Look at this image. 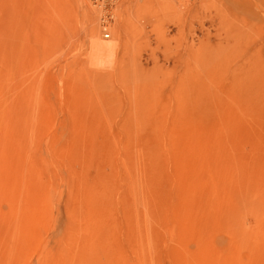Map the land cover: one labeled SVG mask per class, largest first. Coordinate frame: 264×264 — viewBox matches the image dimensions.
Instances as JSON below:
<instances>
[{
    "label": "rangeland",
    "instance_id": "1",
    "mask_svg": "<svg viewBox=\"0 0 264 264\" xmlns=\"http://www.w3.org/2000/svg\"><path fill=\"white\" fill-rule=\"evenodd\" d=\"M109 11L0 0V264H264V0Z\"/></svg>",
    "mask_w": 264,
    "mask_h": 264
},
{
    "label": "built area",
    "instance_id": "2",
    "mask_svg": "<svg viewBox=\"0 0 264 264\" xmlns=\"http://www.w3.org/2000/svg\"><path fill=\"white\" fill-rule=\"evenodd\" d=\"M94 3H103L105 6L103 10V14L101 16V22H100V27H101V32L104 38H109L110 32L107 29V22L111 20V12L109 11V8H111V4L114 2V0H91ZM106 11V12H104Z\"/></svg>",
    "mask_w": 264,
    "mask_h": 264
},
{
    "label": "bare ground",
    "instance_id": "3",
    "mask_svg": "<svg viewBox=\"0 0 264 264\" xmlns=\"http://www.w3.org/2000/svg\"><path fill=\"white\" fill-rule=\"evenodd\" d=\"M92 2H93V1H92ZM115 2H116V0H114V2L111 4V8L114 6ZM93 4L96 5V6H98L99 8H101V11H102V9L104 10V7H105V6L103 5V3H96V2L94 3V2H93ZM111 18H112V20H113V14H112V17H111Z\"/></svg>",
    "mask_w": 264,
    "mask_h": 264
}]
</instances>
